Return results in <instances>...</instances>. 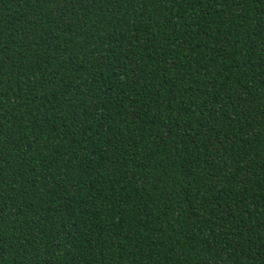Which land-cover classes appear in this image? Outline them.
<instances>
[{"label": "trees", "instance_id": "16d2710c", "mask_svg": "<svg viewBox=\"0 0 264 264\" xmlns=\"http://www.w3.org/2000/svg\"><path fill=\"white\" fill-rule=\"evenodd\" d=\"M0 264H264V0H0Z\"/></svg>", "mask_w": 264, "mask_h": 264}]
</instances>
